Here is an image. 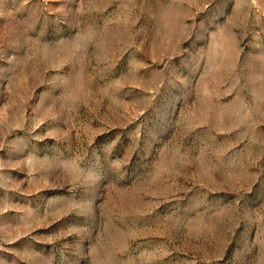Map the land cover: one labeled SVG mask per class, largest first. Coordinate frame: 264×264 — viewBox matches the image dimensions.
I'll return each mask as SVG.
<instances>
[{
	"label": "rangeland",
	"instance_id": "374dc122",
	"mask_svg": "<svg viewBox=\"0 0 264 264\" xmlns=\"http://www.w3.org/2000/svg\"><path fill=\"white\" fill-rule=\"evenodd\" d=\"M0 264H264V0H0Z\"/></svg>",
	"mask_w": 264,
	"mask_h": 264
}]
</instances>
